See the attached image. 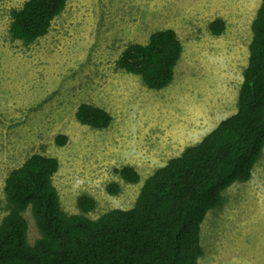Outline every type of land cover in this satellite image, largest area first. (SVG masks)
I'll return each mask as SVG.
<instances>
[{
	"label": "rangeland",
	"instance_id": "374dc122",
	"mask_svg": "<svg viewBox=\"0 0 264 264\" xmlns=\"http://www.w3.org/2000/svg\"><path fill=\"white\" fill-rule=\"evenodd\" d=\"M27 0H0V222L5 181L30 156L58 159L54 185L63 209L79 213L92 197L95 219L132 208L143 182L171 158L200 142L237 111L248 63L251 24L261 0H69L44 37L31 45L13 39L11 11ZM222 19L213 35L209 24ZM164 29L177 33L183 58L172 83L150 90L118 66L130 44H147ZM112 117L107 129L81 125L83 104ZM60 135L64 146L56 144ZM133 167L137 184L116 170ZM118 183L119 194L107 186ZM201 228L198 264H264V148L246 183H235ZM31 244L39 237L29 212Z\"/></svg>",
	"mask_w": 264,
	"mask_h": 264
},
{
	"label": "trees",
	"instance_id": "16d2710c",
	"mask_svg": "<svg viewBox=\"0 0 264 264\" xmlns=\"http://www.w3.org/2000/svg\"><path fill=\"white\" fill-rule=\"evenodd\" d=\"M69 0H27L11 11L10 33L31 45L49 32ZM213 35L225 30L222 19L209 24ZM252 39L238 93L237 111L222 120L200 142L186 147L144 182L132 208L111 209L98 218L89 214L96 201L78 198L79 213H67L54 185L58 159L30 156L5 181L6 214L0 222V264H198L203 254L202 224L223 204L224 192L252 178L264 148V0L251 24ZM183 46L172 29L154 32L147 44H130L118 66L139 76L150 90L169 86L182 59ZM77 121L107 129L112 117L83 103ZM60 135L56 144L64 146ZM116 173L128 184L140 175L131 166ZM118 183L107 192L119 194ZM29 212L39 237L29 241Z\"/></svg>",
	"mask_w": 264,
	"mask_h": 264
},
{
	"label": "crops",
	"instance_id": "0c3cea01",
	"mask_svg": "<svg viewBox=\"0 0 264 264\" xmlns=\"http://www.w3.org/2000/svg\"><path fill=\"white\" fill-rule=\"evenodd\" d=\"M182 58H183V54H182ZM181 60H182V59H181ZM181 60H180V61H181ZM179 63H180V62H179Z\"/></svg>",
	"mask_w": 264,
	"mask_h": 264
}]
</instances>
